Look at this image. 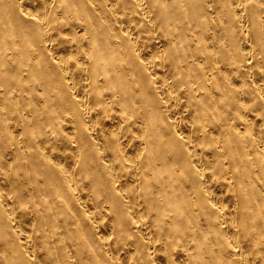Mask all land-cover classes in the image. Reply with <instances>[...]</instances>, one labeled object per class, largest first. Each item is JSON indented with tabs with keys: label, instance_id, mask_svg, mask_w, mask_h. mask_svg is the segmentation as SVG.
<instances>
[{
	"label": "bare ground",
	"instance_id": "bare-ground-1",
	"mask_svg": "<svg viewBox=\"0 0 264 264\" xmlns=\"http://www.w3.org/2000/svg\"><path fill=\"white\" fill-rule=\"evenodd\" d=\"M0 264H264V0H0Z\"/></svg>",
	"mask_w": 264,
	"mask_h": 264
}]
</instances>
